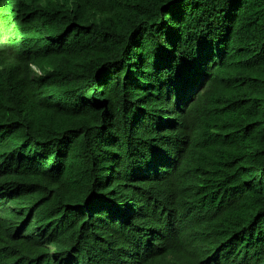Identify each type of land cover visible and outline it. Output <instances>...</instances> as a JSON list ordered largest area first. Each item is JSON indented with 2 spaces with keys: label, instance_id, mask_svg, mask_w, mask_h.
<instances>
[{
  "label": "trees",
  "instance_id": "obj_1",
  "mask_svg": "<svg viewBox=\"0 0 264 264\" xmlns=\"http://www.w3.org/2000/svg\"><path fill=\"white\" fill-rule=\"evenodd\" d=\"M0 264H264V0H0Z\"/></svg>",
  "mask_w": 264,
  "mask_h": 264
}]
</instances>
